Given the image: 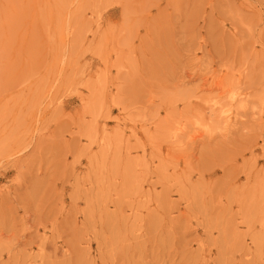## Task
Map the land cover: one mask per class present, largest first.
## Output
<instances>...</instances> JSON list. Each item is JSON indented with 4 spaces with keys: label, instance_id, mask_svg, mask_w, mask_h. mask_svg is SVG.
Wrapping results in <instances>:
<instances>
[{
    "label": "rangeland",
    "instance_id": "obj_1",
    "mask_svg": "<svg viewBox=\"0 0 264 264\" xmlns=\"http://www.w3.org/2000/svg\"><path fill=\"white\" fill-rule=\"evenodd\" d=\"M25 1L0 0V264H264V0Z\"/></svg>",
    "mask_w": 264,
    "mask_h": 264
},
{
    "label": "bare ground",
    "instance_id": "obj_2",
    "mask_svg": "<svg viewBox=\"0 0 264 264\" xmlns=\"http://www.w3.org/2000/svg\"><path fill=\"white\" fill-rule=\"evenodd\" d=\"M25 3H26L25 0H21L22 5ZM21 8H22V6H21ZM9 11H10L11 15H13L17 18L15 8L10 6ZM19 20H21V19H19ZM64 41H65V37L62 38V43ZM212 84L215 86V88H222V86L224 84V88H225L224 91L228 92L229 89H227V87L231 83L228 81H224V80H216ZM238 97H241V95L239 94ZM236 99L238 100V103H231V101L233 102V100L230 99V103L228 105H222V106L219 105V103L216 101H210L208 106L205 108V111H206L205 113L208 116L206 117V116H204V114L201 115V113L196 116V118L200 116V119L202 121L194 123V125H196V127L193 128V133L190 136V138H191L190 140L196 141L198 139H201L204 135H210V134L214 133L216 128L223 130V131L227 130V132H228V129L237 123L238 115L241 114V112L245 108L246 98H235L234 97V101H236ZM191 103L192 102H185V106L189 107L191 105ZM212 121H216L219 126H215L213 124H211L213 126H210V122H212ZM185 129H186L185 124L178 123V127H176L175 133L176 132L182 133ZM102 133H106V130L102 129ZM168 244H169V242H168ZM199 258H200V253H198L196 256H191L189 258V260H187V262H188V264H197L200 261ZM219 259H220V261L216 260L217 264H223L225 262L223 256H221V258H219Z\"/></svg>",
    "mask_w": 264,
    "mask_h": 264
}]
</instances>
